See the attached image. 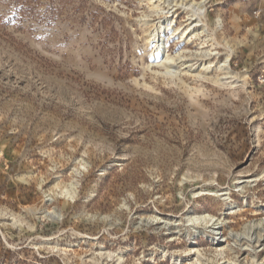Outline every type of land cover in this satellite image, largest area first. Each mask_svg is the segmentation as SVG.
Returning <instances> with one entry per match:
<instances>
[{
	"label": "rangeland",
	"instance_id": "1",
	"mask_svg": "<svg viewBox=\"0 0 264 264\" xmlns=\"http://www.w3.org/2000/svg\"><path fill=\"white\" fill-rule=\"evenodd\" d=\"M206 8L169 75L147 0H0V264H264V0Z\"/></svg>",
	"mask_w": 264,
	"mask_h": 264
},
{
	"label": "bare ground",
	"instance_id": "2",
	"mask_svg": "<svg viewBox=\"0 0 264 264\" xmlns=\"http://www.w3.org/2000/svg\"><path fill=\"white\" fill-rule=\"evenodd\" d=\"M147 1L149 2V6L151 7V9L160 13L159 17H157L158 19L156 20H152L150 19V17H146V16H144L141 19V21L146 26L150 25L149 23H152L154 21H155L154 23H156L153 25L154 27L149 31L147 35L149 45L154 47V51L151 52L150 54L151 61L152 62L161 61L162 64L167 69L166 73L169 75H174L176 72L175 66L177 65V63L183 62L186 64L188 59L184 60L181 57H175L170 54H167L166 52L167 49L165 48V35L167 33V29L170 28V26L176 22L175 17L177 16V9L182 8L184 11H187L189 13L188 24L186 25V29L184 33H182L181 35L183 40L186 37H188L189 34H193L196 30L198 31L202 29L208 32L209 25L207 22V8H206L207 0H201L200 2L197 3L196 2L190 3L188 0H147ZM217 22L219 28L222 25V21L221 19H218ZM230 52L231 53L233 52L231 48H230ZM231 53H229L228 57L225 59V62L220 64L219 68L227 71L226 76L223 79L226 80L225 82L229 81V83L232 84L234 82H237L238 76L237 74H234V72H232L230 68ZM209 63L211 65L210 61ZM210 65L207 66L206 64L203 63L201 69H199L200 70L199 73L201 74L202 70L203 71L210 70L212 68V66ZM191 66H193V64ZM49 215L51 217H56V214L52 212L49 213ZM188 221L190 222V226L193 230L192 237L194 238L200 236L201 234H204L209 238H213L209 233H212L214 231L220 233L219 231L221 230V226H220L221 220L219 221L218 218L216 219L208 214L202 216L190 215L188 217ZM150 224H155V220H153ZM200 225H204L203 230L200 229L201 228ZM233 237L237 244V242L240 240L239 235L235 236L234 234ZM198 253H199L198 255H200V252ZM228 263L233 264L231 261H229Z\"/></svg>",
	"mask_w": 264,
	"mask_h": 264
}]
</instances>
